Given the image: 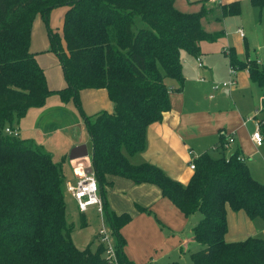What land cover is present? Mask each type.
<instances>
[{
  "label": "trees",
  "instance_id": "16d2710c",
  "mask_svg": "<svg viewBox=\"0 0 264 264\" xmlns=\"http://www.w3.org/2000/svg\"><path fill=\"white\" fill-rule=\"evenodd\" d=\"M250 2L264 5V0ZM60 5L67 7L62 32L49 31L48 50L58 57L66 84L53 89L32 49L33 22L38 15L47 21ZM222 8L224 15L239 14L241 2ZM206 13L205 8L182 11L175 0H0V264H137L127 256L121 232L131 214L107 207L108 174L154 183L186 216L200 212L192 231L202 246L191 253L193 264H264L263 236L225 239L227 204L264 222V183L239 158L238 148L226 156L222 137V154L197 156L187 184L127 156L145 149L147 127L170 108V92L182 90V53L197 57L200 41L222 35L204 29ZM230 55L233 67L247 68L264 89V67L256 59ZM84 88H106L112 111L86 114L80 97ZM53 93L74 101L91 135L93 170L115 259L106 255L102 240L95 248L92 241L84 248L73 241L62 162L34 139L5 131ZM260 129L264 137V116Z\"/></svg>",
  "mask_w": 264,
  "mask_h": 264
},
{
  "label": "crops",
  "instance_id": "0c3cea01",
  "mask_svg": "<svg viewBox=\"0 0 264 264\" xmlns=\"http://www.w3.org/2000/svg\"><path fill=\"white\" fill-rule=\"evenodd\" d=\"M232 1L236 0H175V6L185 12H196L205 8L207 13L201 18L204 29L223 33L215 40L204 39L199 42L198 56L202 65L198 64L196 56L182 53L183 88L170 92V108L163 113L161 120L147 127L145 149L128 154L130 162H149L163 169L173 179L187 184L195 171L190 165L192 160L204 152L220 156L224 150L228 156L238 148L250 169L248 160H251L252 152L264 149V142L257 145L251 138L256 129L255 122L262 120L264 116V89L250 78L247 68H238L234 76L230 73L233 67L230 52L238 60L252 58L259 65L263 63L264 28L262 22H258L254 31H251L244 19L240 23L239 19L234 20L238 14L224 15L222 5ZM240 29L244 35L240 33ZM48 55H37L44 69L46 65L42 63L44 64L46 57L57 61V57L54 59ZM232 78L236 79L234 84L214 87L215 84ZM63 82L50 87L62 88L66 84L65 80ZM56 95L58 98H54ZM80 97L83 109L88 115L103 109H113V102L106 88H84ZM52 99V106L57 108L50 106L44 109ZM63 103L59 94L53 93L44 105L29 108L14 126L21 137L32 136L38 144L48 146L53 159L67 166L65 181L74 182L78 173L83 171L82 168L93 170V144L80 112L68 105L70 101ZM69 106L70 109L66 110ZM69 128L72 129V136L66 131L68 136L60 146L55 135L62 129ZM33 129L38 136L31 135ZM229 135L234 137L232 142L229 141ZM222 137L226 141L223 150L220 147ZM87 138H90V142ZM75 166L77 171L74 170ZM251 174L264 183V177L252 171ZM107 180L110 182L105 190L108 209L117 214L129 212L132 216V220L121 228L129 259L137 264H158L173 252L181 257L186 251L200 248L201 244L194 240L192 231L201 218L200 212L186 216L163 196L160 187L154 183H137L130 178L110 174L107 175ZM69 197L70 203L74 202L78 208L76 200L71 195ZM141 207L147 209L142 210ZM226 207V241L243 240L255 235L264 237V222L261 219L251 218L244 209L234 210L229 204ZM90 209L97 213L101 221L95 239L92 240H96L98 244V231L102 223L106 225V221L95 207H89L87 211L78 208L83 224L89 222L87 212Z\"/></svg>",
  "mask_w": 264,
  "mask_h": 264
},
{
  "label": "rangeland",
  "instance_id": "374dc122",
  "mask_svg": "<svg viewBox=\"0 0 264 264\" xmlns=\"http://www.w3.org/2000/svg\"><path fill=\"white\" fill-rule=\"evenodd\" d=\"M241 2H242L241 3V12L235 16L236 19H234V20L237 21L239 19L238 23H240V20L244 19V21L247 25V28L251 31H254V29H255L254 27L256 26V24L258 22H262V25L264 28V5L263 6L253 5L250 2V0H241ZM66 9H67V7L65 5H60V6L53 8L49 13L47 21L43 17H41L40 15H38L35 18V20L33 22V38L34 39L32 38V48H34V50L38 51V54H42V56H45V54H49L48 56H51L54 59H55V57H57L53 52H50L48 50L49 49V42H50L49 31L50 30H53V31L56 30L60 33L62 32L63 19H64V14H65ZM140 21H141L140 17H137V25H138V23L140 24ZM62 43H63V45L65 44L64 40H62ZM41 58H43V57H41ZM262 62L263 63L260 64L261 68L264 67V50H263ZM52 64H54V65H52ZM58 64H60L58 57H57V61H52L46 57L44 64L42 63V65H46L45 69H46L47 78L49 79V80L47 79L49 86H51L53 84L58 85V83H60V82L64 83L63 81L65 79H64L63 68H62L61 64L60 65H58ZM259 90L261 91V89H259ZM57 96L58 95H56V97H54V98H58ZM69 101H70V103L68 105L75 107V110H77L76 112H79L74 101L72 99ZM63 102L68 103V101H63ZM53 103L54 102L52 99L49 103L46 104V107H44V109H48L50 106L53 105ZM71 106L67 107L66 110L70 109ZM53 108H57V107H53ZM53 108H50V109H53ZM35 110H37V109H35ZM67 115H73V114H67ZM81 118L84 121L82 116H81ZM32 131H33V133L31 135H35V136L39 135L38 133L34 134L35 129H33ZM66 131L70 136H72V129L71 128H69L68 130L62 129L61 132H58L55 135V140L60 142V146L63 145L62 143H63L64 139H66V136H68L66 134ZM85 132L87 133V131H85ZM31 137L32 136H30V138ZM87 139H88V142H90V138H87ZM43 147L45 149H47L48 151L50 150V152H51V149L48 146L43 145ZM257 150L258 149H256L254 152H252V156H251L252 158H251V160H248L249 165H250V169L253 173L255 172L258 175L264 177V149H261L258 151ZM56 153H58V152H56ZM212 153H214V152H212ZM213 155H215V154H213ZM54 157L56 159H58L57 158L58 156L56 154H54ZM66 167L67 166L63 165V170H64L65 174L68 173L66 171V170H68V169H66ZM69 195H71V194L67 193V195H66L67 217H68L69 222H72L73 226H74V229L71 232L72 239L79 248H84L88 245V243H90L92 240L95 239V235L97 233V229L101 225V221H100L97 213L90 209V211L87 212V214L89 216L88 217L89 222L86 224H83L82 216H81L76 204H74V202L70 203L71 198L69 197ZM106 226L108 228V232L110 235L111 242L114 244V239H113L112 234L110 233V229H109V226L107 223H106ZM98 234H99V238L101 240V234L99 233V231H98ZM96 245H97V243L95 240V243H93L92 247L95 248ZM201 246L202 245H200V247ZM196 248H193V249H196ZM192 251H194V250L186 251L185 254L181 257L178 254H176V252H173V253H171L170 257H167L164 261H162L158 264H165L167 262L174 261V260L178 261L180 264H193V260L191 258V252Z\"/></svg>",
  "mask_w": 264,
  "mask_h": 264
},
{
  "label": "built area",
  "instance_id": "2783aa9c",
  "mask_svg": "<svg viewBox=\"0 0 264 264\" xmlns=\"http://www.w3.org/2000/svg\"><path fill=\"white\" fill-rule=\"evenodd\" d=\"M240 33L244 35V32L240 29ZM198 64L202 65V60L199 56H197ZM250 60V59H247ZM230 73L234 76L237 73L236 67H231ZM236 82L235 78L222 81L219 84H215V88L219 86H227L234 84ZM261 124L262 120H257L255 122L256 129L252 132L251 138L257 145H262L264 142L263 134L261 133ZM5 131L10 134L18 135V129L6 127ZM229 141L232 142L234 137L229 135ZM242 159V156H239ZM195 159V158H194ZM194 159L191 162V168L195 169ZM78 173V177L76 181H65V190L67 193L71 194V196L76 200L78 208L81 211H87L89 207H95L101 214H103V200L99 193V186L97 182V178L95 176L94 170H84ZM74 170L77 171L76 166ZM99 233L101 234V240L107 244L106 255L110 259H115V249L114 244L111 242L110 235L108 232V228L104 223L102 224Z\"/></svg>",
  "mask_w": 264,
  "mask_h": 264
},
{
  "label": "water",
  "instance_id": "95a60500",
  "mask_svg": "<svg viewBox=\"0 0 264 264\" xmlns=\"http://www.w3.org/2000/svg\"><path fill=\"white\" fill-rule=\"evenodd\" d=\"M75 149H78V148H75Z\"/></svg>",
  "mask_w": 264,
  "mask_h": 264
}]
</instances>
